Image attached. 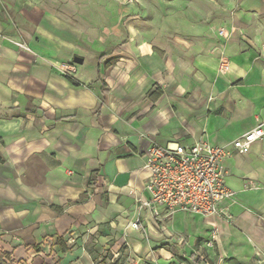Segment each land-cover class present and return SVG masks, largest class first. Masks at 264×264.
Here are the masks:
<instances>
[{
    "label": "crops",
    "instance_id": "1",
    "mask_svg": "<svg viewBox=\"0 0 264 264\" xmlns=\"http://www.w3.org/2000/svg\"><path fill=\"white\" fill-rule=\"evenodd\" d=\"M87 2L0 0V250L26 264H100L104 246L120 264H264V139L224 160L230 220L177 212L144 220L147 235L128 228L152 143L223 146L264 121V0H226L225 43L185 11L174 40L119 20L106 38ZM90 38L88 69L73 58Z\"/></svg>",
    "mask_w": 264,
    "mask_h": 264
},
{
    "label": "built area",
    "instance_id": "2",
    "mask_svg": "<svg viewBox=\"0 0 264 264\" xmlns=\"http://www.w3.org/2000/svg\"><path fill=\"white\" fill-rule=\"evenodd\" d=\"M220 34L223 35L224 31H220ZM17 45L29 50L22 42H17ZM220 68L222 72H229L231 65L228 60L222 59ZM62 71L66 76L73 77L76 66L65 64ZM263 139L264 121L223 146H215L204 140L191 145L177 141L166 145L152 143L145 153L147 195L135 198L137 217L129 223L128 228L147 235L144 220L150 218L169 224L177 212L230 220L229 203L235 191L226 183L224 160L234 153H248L254 143ZM246 185L252 188L254 182L249 181ZM217 236L218 232L214 229L205 246L199 248L198 254L203 260L204 248H213ZM180 241L183 242L182 239ZM70 243L73 244V240ZM215 264L224 262L219 260Z\"/></svg>",
    "mask_w": 264,
    "mask_h": 264
},
{
    "label": "rangeland",
    "instance_id": "3",
    "mask_svg": "<svg viewBox=\"0 0 264 264\" xmlns=\"http://www.w3.org/2000/svg\"><path fill=\"white\" fill-rule=\"evenodd\" d=\"M98 2L99 5H97V7H95L96 5H94L93 0H88L87 2L90 8H92V16L95 15L93 19H88V24L91 27L94 26L103 29L102 33L106 38H108V35L112 32L113 25L119 20V23L115 26L120 27L122 32H129V30L132 32V29L138 28L139 30L137 29V32L140 33L152 28L158 40L162 35L165 39L170 38L174 40L179 34L182 11L186 12L189 20L210 29L213 35L216 36L218 43H225L228 38H230L223 25L226 15L225 8L227 7L226 0H98ZM229 5H231V3H229ZM138 6L142 10V13L139 15H137L139 10ZM147 11H149V13H146ZM118 13H120L119 17ZM127 18L130 19L131 23ZM220 31H224V34L221 35ZM158 40H156V42H158ZM172 40H170V42H173ZM22 43L25 44L24 42ZM90 44L91 45L86 46L84 44L82 46L80 45L78 54L76 55L79 56L80 59L73 58L75 61L81 63L85 59L86 62L83 66L88 69L92 66V63L89 61V56L92 54V38H90ZM31 52L33 55H36L32 50ZM104 52L107 54V57L102 60V63L109 64L110 61L113 60V58L108 59L110 57L108 53L110 50L106 48ZM101 53L97 52L96 56H100ZM161 53L165 55L170 54L166 50H162ZM178 53V51H172L170 55H178ZM218 71L220 73H226L222 72L220 63ZM104 248L105 251L101 255L102 259L100 264H120V260L114 258L110 249H106L107 247L105 246ZM128 248L129 245L126 244L124 250ZM124 260L125 259H123L121 263L128 264L126 262L124 263ZM151 264L160 263L152 260Z\"/></svg>",
    "mask_w": 264,
    "mask_h": 264
},
{
    "label": "trees",
    "instance_id": "4",
    "mask_svg": "<svg viewBox=\"0 0 264 264\" xmlns=\"http://www.w3.org/2000/svg\"><path fill=\"white\" fill-rule=\"evenodd\" d=\"M69 79H70L71 81H73L70 77H69ZM73 83H74L75 85H78V84H76V82H73ZM195 261H196V263H199V262H198V261H199V258L196 259ZM0 264H26V263H23V262H17V261H15V260L12 258V256H11L10 253H8V252H4V251L0 250Z\"/></svg>",
    "mask_w": 264,
    "mask_h": 264
}]
</instances>
